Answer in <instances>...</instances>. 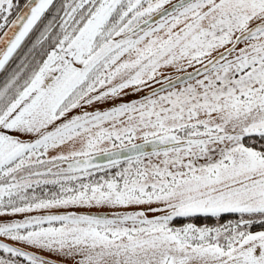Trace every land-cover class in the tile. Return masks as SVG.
Wrapping results in <instances>:
<instances>
[{
	"label": "snow or ice",
	"instance_id": "6c2138e0",
	"mask_svg": "<svg viewBox=\"0 0 264 264\" xmlns=\"http://www.w3.org/2000/svg\"><path fill=\"white\" fill-rule=\"evenodd\" d=\"M0 264H264V0H0Z\"/></svg>",
	"mask_w": 264,
	"mask_h": 264
},
{
	"label": "trees",
	"instance_id": "16d2710c",
	"mask_svg": "<svg viewBox=\"0 0 264 264\" xmlns=\"http://www.w3.org/2000/svg\"><path fill=\"white\" fill-rule=\"evenodd\" d=\"M25 2V0H20V5H22L23 3ZM61 2V0H55V3L57 4V5H59V3ZM15 13H13V15H14ZM35 34L33 33V34H30V38H31V36H34ZM29 38H26V41L28 40ZM24 46H22V48H23Z\"/></svg>",
	"mask_w": 264,
	"mask_h": 264
},
{
	"label": "water",
	"instance_id": "95a60500",
	"mask_svg": "<svg viewBox=\"0 0 264 264\" xmlns=\"http://www.w3.org/2000/svg\"><path fill=\"white\" fill-rule=\"evenodd\" d=\"M25 2H26V0H25ZM25 2H24V3H25ZM24 3H23V4H24ZM23 4H22L21 6H23ZM14 15H15V14H14Z\"/></svg>",
	"mask_w": 264,
	"mask_h": 264
}]
</instances>
